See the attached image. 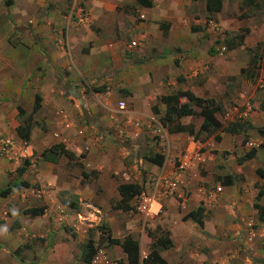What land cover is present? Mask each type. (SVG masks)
Returning <instances> with one entry per match:
<instances>
[{"label":"crops","instance_id":"1","mask_svg":"<svg viewBox=\"0 0 264 264\" xmlns=\"http://www.w3.org/2000/svg\"><path fill=\"white\" fill-rule=\"evenodd\" d=\"M98 1V7L95 8L98 12L111 9L112 13H116L117 5L126 3H132V8H140L139 10L142 12L140 17L143 20L135 26L139 32L135 33L133 40L137 41L138 46H140L141 41L145 39L148 41L151 38L148 34L151 29H148L146 22L149 20L148 24L153 25L164 18L168 19L171 24L169 29L168 24H166L169 41L178 45L174 46V49L182 45V39L185 38V36H182V33H184L182 30L186 31L185 28L182 29V25L188 19H186L187 17L182 18L185 9L174 6L175 0H152V6L150 7L136 5V0ZM184 2V4L189 3L188 0ZM54 3L56 6L59 5L56 1ZM47 5L48 3L45 0H0L1 54L6 55L7 51L8 54H11L10 56H14V53H17L16 50H18V54L22 58L21 65L11 63L17 66L18 69L9 64L11 71H8L10 73L8 76L14 78L13 80H9L4 74L0 75V138H11L14 141L22 142L16 133V128L20 123L18 108L22 109V103L33 96L30 92L33 88L32 74L42 72L41 70L45 72L42 79L36 77L34 82L36 86L34 89L38 88V91H40V94H38L40 107L37 111L41 113L43 130L38 126L35 118H32L34 125L31 129L30 140L27 143L35 161L34 165L29 163L28 166L36 168L37 173L34 180L41 184V188L37 189V195L32 196L28 189L25 188L24 194L22 192L23 187H19L17 191V195L20 197L17 198L18 205L21 206V203L25 204L28 201L33 203L32 207L43 206L45 208L44 214L35 216V219L40 224L39 232L47 236L61 229L60 224L63 221H66L76 231L85 232L91 228L90 231L93 232L94 230L99 236L102 234L99 225L103 219L108 224L113 237L120 238L121 235L130 233L133 238L138 239L140 258L143 259L147 254L151 236L146 235L147 237L143 239V242L138 238V231H141L143 226L137 225L140 217L130 212L133 198L129 200V209L119 207L120 209H115L112 212L111 206L108 205V199L99 198L95 195L93 184L90 181L82 185L78 177L69 174L72 173L71 170L60 168L59 163L41 159L40 153L51 144L60 143L53 137V132H60L62 136L65 135L66 138L68 137L72 141H79L80 139L92 141L96 146L91 147L81 158L97 171L101 183L108 182L107 170L109 168L106 165L111 167L116 161L120 162L123 157L122 154H125L116 150L114 143L111 142V139L117 140V137L113 134L114 131L112 132L117 119L115 117V120H113L111 116H117L120 113L123 116H128L127 118L130 120L140 119L144 121L145 119L148 120L147 123L153 121L160 124L155 121V117L161 116L162 118L167 107L160 100L161 96L174 93L178 89L189 90L197 96L210 94L214 88L213 78L218 72L209 64H205V62L208 63V60L196 49L184 48L186 50H177L178 54L175 57L170 56V54L164 55L171 51H163V54L153 55L145 63L146 66L142 65L138 68L134 65L120 70L117 68L115 71L110 70L112 72L108 73V78L113 79L114 77V80L108 82L105 87L98 88L103 92V95L97 101H90L83 92L81 94L79 92V96L74 98L75 91L70 88L68 89V96H63L64 91L58 89L60 86H57L56 80H53V74L58 70L70 67V63L71 66H75L73 56L79 53L80 50L75 47L72 34L66 36L64 42L62 41L61 24L62 17L65 16L58 15L57 10L54 9L56 6L45 11ZM48 10H50L49 14H47ZM115 13L112 14V19L115 18ZM14 34L20 37V43L16 46L12 45L9 40ZM82 39V37L79 38V41ZM105 40L108 42L110 39ZM64 45L67 49L64 48ZM113 45L117 47L118 43H113ZM96 47L97 45L91 47L93 48L92 51H95ZM166 50H172V48ZM123 53V51L118 54L111 52L112 56ZM164 57L174 59L169 62V59H164ZM165 66L168 68H165ZM38 68H41V70L38 71ZM204 71L206 74L203 79H200L198 75ZM25 86L27 92L23 91ZM116 95L118 98L114 99ZM34 100L35 98L28 101L31 106H33ZM119 100L125 102L124 109H118L116 104ZM179 101L181 103L186 102V98L181 97ZM59 107L62 110H57ZM194 109L198 111L197 107H194ZM59 111H62L63 115L59 114ZM59 116H67L76 127L65 130L60 123L62 119ZM241 116L245 115L241 113ZM184 117L175 120L174 123L180 122ZM216 117L218 118L217 115ZM251 117V129L248 131L251 130L252 133L258 125L257 121L264 126V118L261 117V120H257L255 116ZM201 121L202 117L199 125ZM121 124L126 127L127 123L124 120ZM160 126L165 132L164 139H155L152 129L147 125L140 128L137 136L141 143L145 138H153L148 146L152 148L151 151H154L153 155L162 156L160 164L150 160L149 156L142 159L144 165L149 169L151 177L162 172L171 178L175 172V162L184 151H199L205 157L203 163L192 161L183 176L177 179L180 184L177 186L174 195H168L162 199L160 214L146 220L142 219V224L146 225L151 231L158 227L168 232L172 246L159 251L160 255L166 260L167 264H260V259L264 257L262 250L253 249L252 252L246 253L247 255L252 253V256H255V261H253L245 257V252L240 251L237 244L244 239L245 235H249L247 239H250V236L264 238V211L261 212L254 206L257 203L259 206L264 207V176H260L256 172L258 167H263L260 160L261 157H264V152L262 153L263 156H260L261 151L258 144L252 141L253 137L245 143L242 142L244 143L242 146L246 147L247 151L249 145L256 148V153L252 158L243 162H239L238 158L232 172H230L231 176H227L231 177L232 183L223 184L224 178L219 180V177L227 173V167H220L221 159H218L216 155L214 156V151L211 149L220 150L225 148L227 144L224 140L228 132L218 131L213 133L216 134L215 137L219 136L221 138L218 140L217 137L213 139L212 134L205 140H199L194 139L193 135L185 132L169 131V127H172V125L166 128L161 123ZM103 129L109 131L110 140ZM126 129L133 131L130 125ZM78 130H82V133H78ZM99 130H102L100 136L96 135ZM230 134L237 137L240 135L238 133ZM103 136L105 137L103 138ZM259 138L264 139L261 136ZM100 141L101 143H98ZM153 143L156 146H151ZM240 143L241 140L238 142L239 146H241ZM65 148L73 151L67 146ZM86 149L88 148L86 147ZM3 155L0 150V186L4 183L5 170L11 171L14 169V165L18 164L14 159H8L9 154ZM94 156L98 159L95 160ZM230 156L233 158L232 154ZM7 160L11 162L10 166H8ZM120 166V164L117 166L116 171L120 169ZM250 166L253 167L252 173H247L251 171ZM25 181L28 182L29 180L26 178ZM47 183L51 184L50 188L46 187ZM84 190H87L88 194L85 195ZM259 191L262 194L257 198L256 195ZM75 194L85 197L87 203H91L92 209L79 207V203H77L78 209L73 208L76 205V202L74 203ZM5 196H0V216H2L1 210L12 198ZM28 196L31 197L26 199L25 197ZM71 199L73 202L67 204V201ZM12 200L16 201L15 199ZM63 203H66V205H63ZM93 204L94 206H92ZM95 204L102 205V211ZM199 206L202 207L200 214L202 225L197 224L190 217L185 218L190 211H195ZM64 209L66 211L61 213V210ZM96 209L101 213H95ZM121 210H128L127 212L131 217L119 218V215L115 213ZM252 224L255 225V230L252 227L250 228ZM10 225L3 231L6 236L4 241L8 246L5 251L8 253L0 256V264H76V260H78V257H76L77 251L80 250L81 252L84 246L81 245V247L76 248L73 241L62 244L52 241L51 246L47 242V245L31 246V250L24 249L20 251L22 248H28L27 244H25L26 247L22 246V239L20 238L22 231H25L26 228L19 226L11 229ZM92 237L87 238L86 242H92ZM99 251L108 256L111 262L109 264H129L126 255L118 244H106V247L100 246L96 248L95 254ZM107 251H109L113 260H111ZM81 261L84 264H92V259L90 263Z\"/></svg>","mask_w":264,"mask_h":264},{"label":"rangeland","instance_id":"2","mask_svg":"<svg viewBox=\"0 0 264 264\" xmlns=\"http://www.w3.org/2000/svg\"><path fill=\"white\" fill-rule=\"evenodd\" d=\"M54 1L59 3V5L56 6ZM184 1L187 0L174 1V6L176 5L178 6V8L185 9V14L182 16V18L185 19L187 17L186 19L189 20V22L188 20H186V23L183 22L182 25V29H186V31L182 30V32H184L182 33V36H185V38L182 39V45L174 49V46L178 45H175L172 41H169L166 24H168V29L171 24L168 19L165 18L155 22L153 25L148 24V20V22H146V26L148 27V29H151L148 33L151 38H149L148 41H146V39L141 41L140 46L137 45L135 47L130 45L134 40L135 33L139 32L138 29L135 28V26L141 20H143V18L140 17L142 13L139 10L140 8H132V3H126L128 5L118 4L116 13H112L111 9H107L102 12H98L97 10H95V8H97L99 4L98 0H45V2L48 3V5L45 7V11L51 7L53 8L56 6L54 9L57 10L56 12L58 13V15L65 16L67 18L66 21V18L64 17V19L62 17V41L66 40V36L72 34L74 38V45L80 50L79 53L73 56V64L75 62V66H71L70 63V67L58 70L53 74V80H56V85L60 86V88L58 89L64 91L63 96H68V89L70 88L75 91L74 98H77L79 96V92L80 94L81 92H83L88 96L90 101H97V99L101 98L100 96L103 95V92H101L98 88L105 87L108 82H112L114 80V77L113 79L108 78V73L112 72L110 70L115 71L116 68L120 70L121 68L133 67L134 65L138 68H140L142 65L146 66L145 63L150 60L153 55H158L160 53L163 54V51H171L168 54L164 55L170 54V56L172 55L175 57L178 54L177 50L182 51L186 49H196L197 52L202 53L203 56L208 60V63L205 62V64H209L210 67L214 68L215 71L218 72L217 75L213 78L214 88L211 90L212 92L210 94H204L203 96H212L215 101L222 106L223 113L219 111L216 112L219 120L225 123L230 120L239 119L244 120L245 124L250 125V119L252 118L251 116H255L257 120H261V117L264 118V109H261L260 107V103L264 102V66H262L257 61L259 60L258 58L256 59V63H254L253 65H249V61L253 54L260 53L262 55L261 57H264V13L263 3H261L263 2V0H256L261 3L259 12L246 18L238 17L242 12V10H240V6H242L243 0H222L221 11L215 13L214 15L208 14L204 0H188V4H184ZM49 12L50 10L47 11V14H49ZM114 13L115 20L112 19V14ZM208 17L215 20V22L217 23L215 27L210 28L204 23L205 19ZM244 28H248L249 32L247 33L242 44L236 46L233 49L225 48L224 50H221L222 46H224L221 41L226 36H231L238 32H242ZM81 37L83 39L79 41V38ZM107 38L110 39L108 42L105 40ZM9 40L10 43L15 46L20 43V37H18L16 34L11 36ZM113 43H118V46L114 47L116 45H113ZM94 45H97V47L95 51H92L93 48L91 47H93ZM64 48L67 49L65 45ZM165 48H172V50H166ZM210 49L215 50V52L211 54ZM16 51L17 53H14V56H10L11 54H8L9 52L7 51L5 54L8 55L6 56L4 54H1L0 51V75L4 74L7 78H9V80L14 79L11 76H8L10 74L8 71H11V67L9 66V64L15 63L17 65H21L22 61L21 56L18 54V50ZM121 51H123L124 53L121 55L119 54L118 56H112L111 54V52L118 54ZM164 59H169L170 62L174 58L164 57ZM179 60L181 61V58ZM12 66L13 68L18 69L17 66ZM165 68L168 67L165 66ZM241 68H245V70L241 72ZM40 70L41 68H38V71ZM41 71L42 72H37V74H32L33 88L30 92L33 94V96H30L22 103L23 108L21 109V112L23 116L31 114L32 118H35L38 126L41 128V130H43V127L41 126V124L43 123L42 117L40 116L41 113L39 111L32 112V106L28 102L29 100H33L36 95L40 94L38 88L34 89V87H36L34 82L36 81V77L42 79L45 75V72H43V70ZM205 74L206 72L204 71L198 76L200 79H203V76ZM23 91L27 92L26 86L23 88ZM96 93H98L99 95ZM117 98L118 96L116 95L114 99ZM247 103L250 106V110L246 113L245 117H240L241 113H243L244 115ZM60 108L61 107H59V109L57 110H62ZM127 117L128 116H123L120 113L117 114V121L116 123H114L112 132L116 127L120 126V124L123 123L124 120H128L129 118ZM155 118V121H157V123H162L161 116H156ZM200 120V116H191L184 117V119H182L180 122L188 125L189 127H192L194 135L202 137L205 134L203 132H198V125ZM144 121L147 122L148 120L144 119ZM150 123L154 126L160 125L156 124V122L153 121H150ZM257 124V127L262 126L258 121ZM170 125L171 124H169V126ZM165 127L168 128L167 126ZM257 127L251 133V130L248 131L249 129H251L250 125L248 129L240 131L238 133L240 134L239 137L227 133L226 139L224 140L227 144L226 147L220 150L214 148L211 149L214 151V156L216 155L218 159H221L220 167H227V173L222 174L219 177V180H223V178L229 175L231 176L230 172H232L233 166L236 164L237 159L247 151L245 149L246 147L242 146L244 145V143H242V140L244 138L248 140L249 138L253 137L252 141L258 144V148L261 151L260 156H263L262 153L264 152V139L262 140L261 138H259V136L264 138V135H261L257 132ZM107 131L108 130L104 131L103 129V132H105V134L108 136L107 138L110 140L111 138L108 134L109 131ZM101 132L102 130H99L96 135L100 136ZM52 135L55 140L59 142L61 141L60 137L54 136V132ZM215 135L216 134H212L213 139L216 138ZM104 137L105 136H103V138ZM111 140V142L114 143V147L116 148V150H119L121 153L124 152L125 154H122L123 157L120 160L121 163L119 161H116L115 164L111 165V167L110 165H106V167L109 168L107 170V179L109 180L108 182L101 183V178L98 177L97 171L90 167V164L87 161L81 158V156L83 154L85 155V153H87L91 147L96 146L92 141H86L82 139H80L79 141H72L67 137V142L66 144H64V146L71 147V149H73V151H69L75 152V158L68 159L65 156H60L56 163H59V166L62 169L71 170L72 173L70 172L69 174L73 175V177H78L82 185L90 181L93 184V191L95 195L99 196V198H107L108 205L111 206V211L113 212L115 211V209H120L118 207V204L120 203V195H118L117 191L118 184L128 182L127 180H131L132 178L134 181L136 180L137 182H140L141 185L145 187L150 186V171L146 167V165H144L142 159L145 158V156H153L154 151H151L152 148L148 146V144L153 141V138H145V140H143V143H141L139 137L127 141L119 138H117V140ZM239 140H241V146L238 145ZM101 141L98 143H101ZM151 146H156V144L153 143ZM227 146H229V148H227ZM86 147L88 149H86ZM247 147L251 148L252 146L248 145ZM231 154L233 155V158L230 156ZM93 158L95 160L98 159L96 156H94ZM263 158L264 157H261L260 163L261 166L264 167ZM14 160L17 161L18 164L14 165V169H12L11 171L5 170V177H3L4 183L2 186H0V189L6 187V185L10 183L13 184L14 181H25L27 178L29 180V183L26 181L28 183V186H21L23 187L22 192L25 194L26 188L29 190V193L32 196L37 195L38 192L36 191L37 189L41 188V184L38 181L34 180L37 173L36 168L29 167V160L26 158L19 157ZM7 163L9 164L8 166H10L11 162L8 161ZM119 164L121 165L120 169L116 171V168L117 166H119ZM254 165L255 164L253 163V166ZM20 167L25 168L22 174H18L17 172L18 168ZM250 167L251 171L247 173H252L253 167ZM124 172L132 175V177L126 179L123 176ZM50 185L51 184L47 183L46 187L50 188ZM18 189L19 188L13 186L11 192L5 196L12 198L9 199L10 201L7 202L3 210H1L2 216H0V256H3L4 253H8L5 251L7 250L8 246H6L5 244L6 242L4 241V239L6 238V236L4 235L3 231L10 224L11 229L17 228L19 226H23L24 228H26L25 231H22L20 238L22 239V246L26 247L25 244H27L28 248H22L20 251H23L24 249L31 250V246L37 247L38 245H47V242H49L51 246L53 244L52 241H54V243L57 241L61 244L67 243L68 241H73L76 248H78L81 247V245H84L87 238L92 236L94 244L97 246V248L100 246L106 247L104 243L101 244L100 242L102 240L101 236H104L103 233L98 236L94 230L93 232L90 231L91 228H89L88 231L85 232L79 230L76 231L73 229V227H70L68 223H66V221H63L60 224V228L62 230L59 229L48 236L40 233L38 230L40 224L36 221L35 217L28 216L27 214L22 212V210H24L25 208L32 207L33 203L26 201L25 204L21 203V206H19L17 199L20 198L17 195ZM84 191L85 195L88 194L87 190ZM29 197L31 196L25 198L28 199ZM81 197L82 196L77 194L74 195V203L76 202V205L73 208L78 209L77 203H79V207H88L92 209L90 205L91 203H87V200L84 199L85 197ZM12 199H15L16 201ZM67 202V204H71V202L73 201L71 199ZM63 205H66V203H63ZM92 206H94V204ZM95 206L100 208L102 211V205L95 204ZM96 210L95 213H101L100 211V213H98V210ZM64 211H66V209L61 210V213H64ZM127 211L128 210H121L116 212L115 214H118L119 218H130L131 216ZM49 219L52 220L51 217H49ZM103 221L104 220L102 219V222ZM142 222V218L137 221V225L143 226V229L141 231H138V238L141 240V242H143V239L147 236H151V233L153 232L146 225H143ZM251 227L253 230H255L254 224H252L250 228ZM123 236L124 235H121V237ZM248 236L245 235L244 239L237 244V247L240 249V251L243 250L245 252V257L255 261V256H252V253H250L249 255H247L246 253L252 252L253 249L257 251L262 250V253H264V238L251 236L249 237L250 239H247ZM246 241H248V243H246ZM149 242H151V239ZM107 252L109 254V251ZM76 257H78L79 260V263L78 260H76V264H84L81 261L82 258H80V250L77 251ZM109 257L111 258V260H113L110 254ZM259 263L264 264V257L260 259Z\"/></svg>","mask_w":264,"mask_h":264},{"label":"trees","instance_id":"3","mask_svg":"<svg viewBox=\"0 0 264 264\" xmlns=\"http://www.w3.org/2000/svg\"><path fill=\"white\" fill-rule=\"evenodd\" d=\"M205 6L208 14L214 15L218 13L222 9V0H204ZM263 13H264V0L263 2ZM261 3L256 0H243L242 6H240V10L242 12L238 16L239 18H246L250 15H254L259 12ZM136 5L150 7L152 6V0H136ZM249 32L248 28H244L242 32H238L231 36H226L221 43L227 49H233L236 46L243 43L247 33ZM220 42V41H217ZM211 53H214L215 50L210 49ZM260 53L253 54L250 59V64L256 63V59L262 66H264V57H261ZM259 64V65H260ZM251 65V66H252ZM258 65V64H256ZM260 65V66H261ZM245 68H241L240 71H244ZM186 98V102H180V98ZM166 104V111L163 117L161 118L163 125L169 127V131L172 132H185L187 134L193 135L194 139L205 140L209 135L216 133L218 131H225L228 133H239L240 131L246 130L250 125L245 124L244 120H230L225 123L221 122L216 117V112L219 111L223 113L222 106L215 101L212 96H197L193 94L189 90H177L174 93L163 95L160 97ZM40 107V97L38 95L35 96L34 104L32 106V112H35ZM194 107L198 108V111L194 109ZM261 109H264V102L260 103ZM19 111V125L16 128L17 136L25 143H28L30 140L31 129L34 125V121L32 120V115L27 114L23 116L21 112V108H18ZM184 116H201L202 121L199 125L198 132H203L205 135L202 137H198L194 135V131L192 127H189L186 124H182L180 122L174 123L175 120H178ZM257 132L261 135H264V126L257 127ZM219 139V136H216ZM247 139L244 138L242 142H246ZM256 153V148L251 147L246 151L239 159V162H243L246 159L252 158ZM60 156H65L68 159L75 158L74 153L67 150L62 143H54L49 147L45 148L40 153V158L50 162H57ZM153 162L160 164L162 162V156L154 154L149 157ZM24 171L23 167L18 168V174H22ZM256 172L260 176H264V167H258ZM15 182V181H14ZM13 184H8L6 187L0 189V196H5L11 192L13 186L19 188L21 186H28L26 181H19ZM223 184H231V177H225L222 181ZM142 189L141 185L135 182H124L120 183L117 186V191L120 195V203L118 207L123 209H129V200H131L139 191ZM262 194L261 191L256 195L258 198ZM256 208H258L261 212L264 211V207L259 206L257 203L254 204ZM45 212L44 207H28L23 210V213L35 217L39 215H43ZM202 207H197L195 211H190L186 217H190L197 222V224L202 225L201 214ZM100 230L102 231L104 236L100 241L101 244L105 245H120L122 251L126 255L127 262L129 264H167L166 260L160 255L159 251L170 248L172 246V241L169 238V234L167 231L162 230L161 228H155V230L151 233V242L149 243L148 250L146 256L141 259L140 258V249H139V241L132 237L131 234H126L121 238H115L112 236L111 231L108 228V224L106 222H101L99 225ZM97 246L92 242L88 241L84 244L81 251V258L85 263H90L93 255L96 252Z\"/></svg>","mask_w":264,"mask_h":264},{"label":"built area","instance_id":"4","mask_svg":"<svg viewBox=\"0 0 264 264\" xmlns=\"http://www.w3.org/2000/svg\"><path fill=\"white\" fill-rule=\"evenodd\" d=\"M205 24L213 28L216 26V22L213 18H206ZM137 41H132L131 46L137 45ZM225 47L222 46L221 50H224ZM118 109H124L125 108V102L123 100H119L117 102ZM244 115L250 110V106L247 103L245 107ZM59 114L63 115L62 111H59ZM61 117V125L62 127L67 130L70 128H75L76 126L68 119L67 116H59ZM116 116H111L113 120H115ZM245 117V116H240ZM126 127H129V125L133 128V131H129L124 126H118L114 129V135L119 138L123 139L125 141L127 140H133L137 138L138 132L140 128L143 125H147L149 128L152 129V134L155 136L154 138H157L158 140L164 139L165 132L163 131L161 126H152V124L149 122L142 121L140 119H128L125 121ZM78 133H82V130H78ZM54 136L60 137V143L66 144L67 138L65 135L62 136L60 132H54ZM71 149V147H68ZM0 150L1 153L9 154V159H17L19 157H23L30 160V163L34 165V160L32 159V153L30 148L28 147L27 143L25 142H17L14 141L11 138H0ZM73 150V149H72ZM205 160V157L203 154H201L199 151H184L181 153L179 158L175 162V172L172 175V177H168V175H165L164 173L160 172L156 174L155 176L151 177L150 180V186L145 187L141 185L140 182L134 181L132 178L131 180H127L128 182H135L141 185L142 189L133 197V202L131 204L130 212L136 216H139L140 218L146 220L149 219L155 215L160 214L161 211V201L163 198L167 197L168 195H174L175 190L177 186L180 184L177 180L181 176H183L185 170L190 166V163L192 161L195 162H202ZM123 176L126 179H129L132 177V175L128 174L127 172L123 173ZM219 189V188H218ZM98 212V211H97ZM99 213V212H98ZM251 237V236H250ZM110 259L108 256L102 252L99 251L97 254H94L92 257V264H109Z\"/></svg>","mask_w":264,"mask_h":264},{"label":"clouds","instance_id":"5","mask_svg":"<svg viewBox=\"0 0 264 264\" xmlns=\"http://www.w3.org/2000/svg\"><path fill=\"white\" fill-rule=\"evenodd\" d=\"M22 141V140H21ZM32 159H33V157H32ZM29 160V159H28ZM34 160V159H33ZM29 163H30V160H29ZM35 163V162H34ZM31 164V163H30ZM36 192H38V190L36 191Z\"/></svg>","mask_w":264,"mask_h":264}]
</instances>
